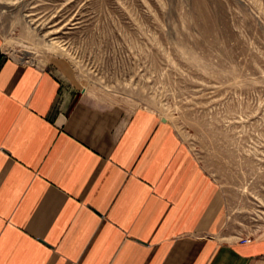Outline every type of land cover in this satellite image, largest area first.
Wrapping results in <instances>:
<instances>
[{
	"label": "crops",
	"instance_id": "0c3cea01",
	"mask_svg": "<svg viewBox=\"0 0 264 264\" xmlns=\"http://www.w3.org/2000/svg\"><path fill=\"white\" fill-rule=\"evenodd\" d=\"M167 122L0 53V264H264Z\"/></svg>",
	"mask_w": 264,
	"mask_h": 264
},
{
	"label": "rangeland",
	"instance_id": "374dc122",
	"mask_svg": "<svg viewBox=\"0 0 264 264\" xmlns=\"http://www.w3.org/2000/svg\"><path fill=\"white\" fill-rule=\"evenodd\" d=\"M0 53L153 112L222 190L221 238L264 227V0H0Z\"/></svg>",
	"mask_w": 264,
	"mask_h": 264
},
{
	"label": "built area",
	"instance_id": "2783aa9c",
	"mask_svg": "<svg viewBox=\"0 0 264 264\" xmlns=\"http://www.w3.org/2000/svg\"><path fill=\"white\" fill-rule=\"evenodd\" d=\"M252 240V238L250 237H245V238H240V242L241 243H249Z\"/></svg>",
	"mask_w": 264,
	"mask_h": 264
}]
</instances>
